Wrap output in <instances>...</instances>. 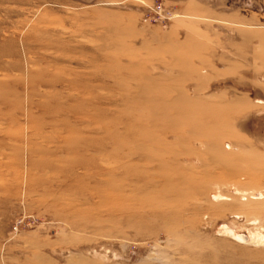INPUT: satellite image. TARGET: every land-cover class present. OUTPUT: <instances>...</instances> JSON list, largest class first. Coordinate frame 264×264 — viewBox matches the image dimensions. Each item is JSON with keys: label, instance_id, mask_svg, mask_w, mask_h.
Wrapping results in <instances>:
<instances>
[{"label": "rangeland", "instance_id": "374dc122", "mask_svg": "<svg viewBox=\"0 0 264 264\" xmlns=\"http://www.w3.org/2000/svg\"><path fill=\"white\" fill-rule=\"evenodd\" d=\"M0 264H264V0H0Z\"/></svg>", "mask_w": 264, "mask_h": 264}, {"label": "built area", "instance_id": "2783aa9c", "mask_svg": "<svg viewBox=\"0 0 264 264\" xmlns=\"http://www.w3.org/2000/svg\"><path fill=\"white\" fill-rule=\"evenodd\" d=\"M160 9V8H159Z\"/></svg>", "mask_w": 264, "mask_h": 264}]
</instances>
